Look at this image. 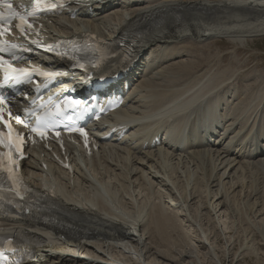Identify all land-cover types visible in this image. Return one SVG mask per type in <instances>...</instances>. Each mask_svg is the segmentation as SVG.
Returning <instances> with one entry per match:
<instances>
[{"label": "bare ground", "instance_id": "obj_1", "mask_svg": "<svg viewBox=\"0 0 264 264\" xmlns=\"http://www.w3.org/2000/svg\"><path fill=\"white\" fill-rule=\"evenodd\" d=\"M71 11L77 15L75 20H70L69 14H66L44 23L46 34L81 36L91 32L109 41L132 32L140 34L137 43L143 61L140 66L144 68L137 67L140 71H137L138 77L126 97L128 104L124 110L115 113L125 117L127 124L128 119L132 118L136 125L131 126L134 130L122 142L112 139L104 143L100 155L89 162L82 161L84 156L75 158L71 155L69 158L75 165L73 171L62 170L53 164L44 170L40 166L42 159L38 156L34 160L35 153H32V159L23 163V172L30 186L54 205L47 213L49 219L61 229L79 232L83 237L65 241L60 233H52L45 227L24 221L2 220L0 232L27 235L42 241L43 245L38 248L41 264H124L120 258H126V264H155V260L164 264L170 259L161 253V257L151 253L145 236L149 232L148 226L152 225L159 227V230L155 227L154 231L158 230L161 238L165 234L160 233L164 230L163 226L173 227L174 232L173 218L167 216L165 210L162 216L168 218L160 217L161 214L157 217L158 213L154 217V209L145 208L151 202L148 204L146 200L148 205L145 207L144 202L141 203L140 191L155 189L158 193L161 189L177 184L182 193L181 205H195V213L199 209L203 212L207 207L211 212L215 211L213 215L219 211L228 213V210L233 209L230 208L232 204L240 202L250 209L255 207L256 215H263L264 137L255 135L246 142L242 138L260 122L257 113L260 107L261 112H264V92L257 102L254 100L256 104H235L234 97L237 89L240 91L241 88L240 85H234L235 71L218 72L215 76H209L210 71H206L202 76L197 71L189 70L193 63L187 64L179 59L187 57L191 51L187 41L201 44L212 38H225L229 43L240 46L264 37V0H98L74 6ZM144 50L148 54H144ZM194 52L190 53V59H198ZM172 61L176 63L171 64ZM167 87L168 90L165 89ZM217 88V92L220 89L226 91L223 100L231 103V117L226 122V127L236 124L230 132L233 135L231 139L224 137L209 143L202 140L201 136L184 141L179 135L172 138L169 144L155 141L159 130L186 127L203 104V99H207ZM228 91L231 95L226 94ZM169 117L174 121H170ZM102 125H98L94 132L96 137ZM241 132L242 136H238ZM132 133L136 136L131 137ZM226 139V143H221ZM73 150V146L67 145L69 153ZM73 154L77 156V152ZM45 157L47 160L49 156ZM156 193L154 196H157ZM201 193H204L203 196ZM47 195H52L53 199ZM154 198L151 199L153 202ZM124 201L129 204L131 212L116 208L118 203ZM155 202L158 204V199ZM133 205L136 209L131 207ZM161 205L156 206V209L167 208H164L165 203L162 209ZM244 205L243 210L237 211L243 213ZM205 217L211 219V216ZM256 225V233H262L261 225ZM202 232L205 233L204 230ZM143 258H146L145 262H142ZM148 258H153L154 263H147ZM170 262L173 263V260Z\"/></svg>", "mask_w": 264, "mask_h": 264}, {"label": "rangeland", "instance_id": "obj_2", "mask_svg": "<svg viewBox=\"0 0 264 264\" xmlns=\"http://www.w3.org/2000/svg\"><path fill=\"white\" fill-rule=\"evenodd\" d=\"M186 44L190 47L189 50H191V51L187 54V57H182L181 59H179V61H183L184 63H187V64H188V62H189V64L193 63L192 67L189 70L197 71L202 76H204L206 71H210L209 76H215L216 74H218V72L221 73L224 71H230L233 73L235 71L236 73H234V74L236 75L235 76L236 78L234 79V85H236V86L240 85L241 88H240V91H239V88L237 89V94L234 97V99H236V100L234 101V99H233L232 102L234 101L235 104H239V103L256 104V102L258 101V98L260 97V94L264 92V37L247 41L246 43H244L243 45H240V46L237 44L233 45V44L229 43V41L225 38H212L210 40H206L204 43L202 42L201 44H196L193 42H191V44H190V41H187ZM179 45L180 44H178V46ZM193 52L198 55V56H196V57H198V59H195V58L190 59L191 58L190 53L193 54ZM206 56H209V57L207 58ZM217 57H218V59H217ZM179 61H177V62H179ZM174 62L175 61H172L171 64H174ZM206 62H208V63H206ZM200 65H202V66H200ZM206 66H209V68H207ZM239 74L241 75V77ZM159 81L162 82V79H159ZM258 81H260V82H258ZM262 83H263V85H262ZM164 86H165V83H164ZM165 89L168 90V87ZM238 91H239V93H238ZM243 102H245V103H243ZM156 180H160V179L156 178ZM165 183L169 184L168 180H165ZM176 186H177V184L170 185V186L166 187L165 189H161L158 193H156L157 191L155 189H153L152 191L146 190L145 191L146 193L144 191H142V192L140 191L138 193L139 198L142 195L140 198V200L142 201L141 203H143V202L145 203L146 200H147L148 204L151 202L150 205H148L147 202H146V204L143 203V205H144V207L146 205H148L145 207L147 210H153L154 209L153 210L154 214L152 212L154 217L158 214L159 215L157 217H159L161 214L160 217L168 218L166 216H162V214L164 215L163 211L165 210V214H167V216L171 215L170 217L173 218V221H171V222H174V228H175L174 232H173V227L170 229L169 228L170 226H167L166 228L163 226L164 230H163V232H160V233L167 234L166 236H164L165 235L164 234L163 238H161L158 234L159 227H157V225L148 226L149 227L148 231L150 233L147 232L148 234L145 237L148 240V241H146L148 243L147 247L151 250V253H153L154 255H158L160 257H161V255L164 254V256H166L168 259L173 260V263H171L170 260H169V262L168 261L163 262L161 260L164 264H174L175 262H176V264H264V218H262L264 216V213H263V215H259V214L256 215L255 207L254 208L252 207V209H250V207L248 208L246 205H244L243 203H240V202H238V203L235 202L234 205L232 204L230 208H233V209L232 210L230 209V211L228 210V213L226 211H222V212L219 211V213L216 212L217 216L215 214H214L215 216L213 215V213L215 211L211 212L209 207H207L206 210H204L205 212L203 211L204 213L200 212L201 209H199V208H198L199 210L196 211V213H195L194 212L196 210V209H194V208H196L195 205H191V206L190 205L184 206L183 204L181 205L180 195L182 193L180 192L179 186H177V187ZM164 190H166V193ZM176 190L177 191L179 190V191L177 192ZM148 191H149V193H148ZM153 192H155L157 194V196H154L155 193H153ZM159 193H161V195ZM162 193H164V194H162ZM149 194H150L151 198H150ZM203 194L204 193H201L202 196H203ZM144 195H145V197H144ZM163 195H165V196L162 197ZM169 195H170V197H169ZM153 197H155L154 202L151 200ZM160 198H161V201H159ZM157 199L159 202L158 204H157V202H155ZM163 200L165 201L164 202L165 206H164V203H163V205H161V202ZM152 202L154 204L156 203L157 205L160 204L161 209H162V206H164V208L165 207H167V208L162 209V210H159V209L157 210L156 209L157 205L155 204V206H154V204ZM120 204H122L121 205L122 207L119 206ZM125 204L128 205V208ZM160 205L157 207H160ZM243 205H244V209H245V211L243 212L244 214L241 213L242 211H240V212L237 211L239 209L243 210L242 209ZM233 206H235V207H233ZM131 207L136 209V206L134 207V205ZM189 207H191V209ZM116 208L119 211H127V212L132 211L131 209H129L130 208L129 204H127V202L125 203V201L118 203L116 205ZM263 208H264V204H263ZM234 209L236 210V212ZM190 210H191V212H190ZM247 210H249V211L246 212ZM167 211H170V212L172 211V212L168 214V213H166ZM209 211H210V213H209ZM225 212H226V214L224 215ZM238 212H239V214H238ZM189 213H190V216H189ZM200 213H202L203 215ZM206 213L208 215H205V216H207V217L211 216L210 220H208L204 216V214H206ZM231 213L234 215L233 217L235 219H233ZM235 213L238 215H236ZM230 214H231V216H230ZM250 214H251V216H250ZM243 215H245V216H243ZM200 216H202V217H200ZM228 216H230V217H228ZM239 216H241V217H239ZM221 217H223V218H221ZM225 217H227V219L231 218V220H233V221H231V220L227 221ZM258 217H261L263 221L261 222V218H258ZM175 218H177V219H175ZM238 218H241V219H238ZM246 218L248 221H246ZM178 219H180V220L178 221ZM187 219L190 221H188ZM250 219H251V222L249 221ZM255 220H257L256 222H258V223H256ZM240 221H241V223H239ZM197 222L199 223V226L201 224L200 227L198 226ZM242 222H243V224H242ZM245 222H246V224H245ZM210 223H211L213 230H211V226H208V224H210ZM213 223H215V224H213ZM236 223H238L239 225ZM256 224L261 225V227L263 228L262 233H256V231H255L256 227H257ZM171 225H173V224H171ZM250 225H251V228H250ZM242 226H244V227H242ZM155 227H157L158 230L154 231ZM213 227H215V228H213ZM226 227H227V229H226ZM247 227L249 230L247 229ZM201 228H202V231L204 230L205 233H203L201 231ZM240 228L242 229L243 233L241 232ZM180 229H182V230L180 231ZM246 229H247V232H246ZM205 230L206 231L208 230V231L206 232ZM244 230H245V233H244ZM250 231L253 233H250ZM130 232L135 233L133 231H130ZM209 233H211V234H209ZM204 238H206V239L208 238V239L205 240ZM245 239H247V242ZM160 253H161V255H159ZM152 260L154 261L153 258H148L147 263H148V261L150 263H154ZM122 261L124 263L126 262L125 259H122ZM145 261H146V258L145 259L143 258L142 262H145ZM155 262L158 263L156 260H155Z\"/></svg>", "mask_w": 264, "mask_h": 264}, {"label": "snow or ice", "instance_id": "obj_3", "mask_svg": "<svg viewBox=\"0 0 264 264\" xmlns=\"http://www.w3.org/2000/svg\"><path fill=\"white\" fill-rule=\"evenodd\" d=\"M3 2L6 3V6L9 9L12 8L11 3H8L7 0H3ZM40 2H41V0H33V4H34L33 11L35 10L36 7L39 6ZM12 15H14V14H10L9 18H11ZM29 15H32V13H29ZM4 19H5L4 14L0 13V21H4ZM20 19L24 20V17L21 16ZM25 23L27 24L28 28H31V24L30 23H28L26 20H25ZM7 31H8L7 29H4L2 26H0V37H3L6 34ZM10 47L16 48L17 46L16 45H11ZM48 50H51V47H49ZM3 51H5V48L0 47V52H3ZM0 66H3L2 58H0ZM8 67L11 68V65H9ZM12 71L15 72V69H12ZM21 74L26 75L25 73H21ZM5 103H6V101L4 100V97L0 96V105H3ZM8 115H9V119H11L12 118L11 117V113H9ZM15 119H16L17 123H23L19 116L15 117ZM0 122H3L5 127L8 128V130H9L7 137H5L2 133H0V144H3L5 147H11L13 145V143H14V141H13V129H12L11 125L6 120H4V110H3V108H0ZM43 126H45V125H43L42 123H38L35 127L31 128V131L37 133L40 136H44V132L41 130V128ZM24 127H29V125L27 123H24ZM81 134L82 135L84 134L82 130H81ZM17 139H19L18 134H17ZM6 141H7V143H6Z\"/></svg>", "mask_w": 264, "mask_h": 264}]
</instances>
